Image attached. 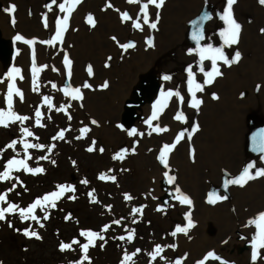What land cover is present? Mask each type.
Wrapping results in <instances>:
<instances>
[{
  "label": "rangeland",
  "instance_id": "rangeland-1",
  "mask_svg": "<svg viewBox=\"0 0 264 264\" xmlns=\"http://www.w3.org/2000/svg\"><path fill=\"white\" fill-rule=\"evenodd\" d=\"M63 3L65 0H56L55 4L52 0L0 1V15L8 18L5 25L9 29L7 37L0 35L5 45L0 55V110L8 109V85L12 83L8 73L16 67L23 79L17 76L15 85L23 99L13 94L12 111L28 117L0 126V173L13 158L24 160L31 169H44L33 174L21 168L20 176L13 169L10 179L0 180V194L11 197L10 193L28 192V197L21 193L19 198L23 195L25 199L17 207L21 233L18 225L13 224L14 231H10L8 222H0V263L89 264L82 256L71 261L74 255L61 251L60 245L76 244L81 251V245L88 243L81 232L91 231L112 242L120 240L123 247L119 259L126 264H264V249H258L257 259L252 260L258 229L250 223L264 213V177L242 187H225L227 180L238 178L250 164L254 165L250 169L253 175L264 168V152L251 155L247 149L249 132L264 125V4L237 0L232 15L241 30L238 42L228 45L222 35L227 23L221 18L227 0H165L159 8L149 4L148 24H144L141 12L147 0L139 4L81 0L69 16L62 42L48 44L56 34V21L68 15L60 11ZM13 5L14 13L4 11ZM125 12L131 19H122ZM89 15L94 25L87 22ZM136 22L142 30L133 26ZM151 23H156L155 29ZM18 34L35 44L16 41ZM129 43L135 46L122 47ZM209 46L220 48L229 60L239 52L240 59L230 65L217 60L222 74L211 84H204L206 73L212 71L213 53H205L206 58L201 60L200 49ZM65 56L71 61V75ZM34 65L40 69L36 85ZM165 76L170 79L165 80ZM190 81L203 85V91L196 92V99L201 101L198 109L191 106ZM86 83L90 87L85 88ZM76 88L81 99L65 95V91ZM168 92L179 95L169 98L158 119L152 120L157 102ZM60 108L65 110L58 111ZM180 113L183 120L175 118ZM157 126L167 131H154ZM24 128L33 135L25 136ZM85 128L88 131L82 132ZM133 129L136 134L129 135ZM61 131L63 138L59 137ZM180 133L184 136L176 143ZM14 140L15 147L8 148ZM25 142L43 147L25 150ZM174 143L165 167L158 157L164 145ZM238 143L241 155L230 167L210 154L211 148ZM118 154L124 158L114 159ZM207 166L216 172L210 173L204 168ZM188 168L194 170L197 183L185 181L183 172ZM62 171L66 173L63 176ZM54 174L59 179H50L56 177ZM101 175L105 179H100ZM168 176L175 177L173 183H168ZM85 180L87 183H82ZM28 181L33 188L26 190L31 186ZM59 186L75 191H65L55 200V207L42 201L32 211L36 219L21 217L20 209L26 210L37 199L59 192ZM181 193L191 199V205L179 202L176 197ZM126 195L132 199H126ZM213 195L227 199L211 203ZM15 198L19 203L18 196ZM207 206L210 213L203 212ZM137 208L142 211L134 212ZM220 209L223 214L215 212ZM189 214L194 226L187 233L176 232L178 226L187 227ZM203 215L209 220L206 227ZM61 218L67 219L66 223L74 218V226L64 224ZM30 222L34 227L29 233L36 232L40 239L22 234ZM212 227L218 229L217 233ZM210 252L220 259H206ZM103 255L106 257V252ZM126 256L131 259L126 260Z\"/></svg>",
  "mask_w": 264,
  "mask_h": 264
},
{
  "label": "snow or ice",
  "instance_id": "snow-or-ice-1",
  "mask_svg": "<svg viewBox=\"0 0 264 264\" xmlns=\"http://www.w3.org/2000/svg\"><path fill=\"white\" fill-rule=\"evenodd\" d=\"M81 2V0H65V3L60 4L59 8L60 11L62 12H67L68 15H66L62 20L58 19L56 21V34L55 36H53L49 41H47L46 43L48 44H54L56 41H61L63 40V33L67 30L68 27V19L69 16L71 15V12L73 11L74 5L75 4H79ZM129 3H134V4H139L141 3V0H128ZM165 0H147V3H143L142 7H141V12L144 13L143 16V22L144 24H148L149 23V18H148V6L149 4L155 5L157 8L163 6ZM237 2V0H227V8L225 9V12L223 14V16L221 17L226 23H227V28L225 29V31L222 33V35L224 36V42L225 44L231 45V44H236L238 42V38H239V33L241 30V26L240 24H238L236 22V20L233 18L232 15V6ZM259 2L261 4H264V0H259ZM52 3L55 4L56 0H52ZM66 4L68 5V7H66ZM111 6V5H109ZM49 10H51V5L48 6ZM5 12H11L14 13L15 12V5L11 6V8L8 9H4ZM159 14L157 13V16ZM207 18V17H206ZM122 19L123 20H129L131 19V17L128 15L127 12L123 13L122 15ZM13 25H15V19L14 17L12 18ZM87 22L89 24H93L95 23L93 17L91 15H89L87 17ZM45 26L47 27V20L45 19ZM135 28L137 29H141L142 30V26L139 22L134 23L133 25ZM150 27L155 29L156 28V23H151ZM264 31V30H262ZM195 39H199L200 37H194ZM113 39H115V37H113ZM16 41H22L25 44H35L34 40H28L25 39L22 35H17L15 37ZM149 45H152V41L149 40L148 41ZM135 45L132 43H129L127 45H122V47H124L125 49L127 48H132ZM211 52L213 53V55L210 57L212 60V71L206 73L207 79H205L204 84H211L213 82V80L215 79V77L220 76L222 73L220 72L219 68L216 66V61L217 60H223L225 64H232V63H236L239 61L240 59V53L236 52L234 59L229 60L223 53V51L220 48H215L213 49L211 46H209L208 48H201L200 49V54H201V60L205 59V53ZM33 59H34V53H33ZM64 62L67 65L68 69H69V75H71V61L68 59L67 56H65L64 58ZM40 69L36 68L35 65L33 66V83L34 85H36V75L39 73ZM201 71H203V69H201ZM88 72L89 74L92 73V68L91 66H89L88 68ZM190 75H191V70L189 69ZM8 76L11 78L12 83H10L8 85V109L7 111L4 110H0V126H4L7 127L9 125V123H13L16 121H24L27 120L28 117H24V116H20L17 115L16 113H14L12 111V97L13 94L15 93V95L19 96L21 99H23V94L20 92V90L16 87L15 85V79L17 76H19L21 79H23L22 76H20V69L13 67L9 73ZM165 80L170 79L169 76H165L164 77ZM190 84H192V87L189 89L192 93V103L191 106L193 108H199L201 101L199 99H196V92L198 91H203V85L201 84H197L194 81H190ZM53 87H55V85H53ZM85 88L90 87V85H88L87 83L84 85ZM104 87H107V84L104 85ZM34 90H36V87H34ZM65 95H70L72 96L73 99H81V93H80V89L76 88L73 91H65ZM173 95H179V93H173V92H168L166 94H164V97L161 101L157 102V105L155 106V111L153 112V116H152V120H156L158 119L159 113L161 111H163L164 107L167 106V100L169 98H171ZM181 99H183L181 97ZM45 102L47 103H51V101L45 97ZM58 111H64L65 109L60 108L57 109ZM41 114L39 112V110H37L36 112V116L39 117ZM177 120H183L184 116L182 113L178 114L175 117ZM37 123L39 124V120L37 121ZM95 123V122H93ZM149 124H151V120L148 121ZM198 127V126H197ZM197 127L193 128V132H195L197 130ZM156 132H161V131H167L166 128L161 129L159 126L155 127L153 129ZM88 129L85 128L82 130V132H87ZM23 133L25 136H32L33 133L28 129V128H24L23 129ZM136 134V130L133 129L131 132H129V135H135ZM64 132L61 131L59 133V137L63 138ZM189 134V138H190ZM184 133H180L177 138H176V143H179V141L183 138ZM79 138V137H78ZM17 141H12L9 145H7L8 148H14L16 145ZM176 143L172 144V145H164L160 155L158 157V159L165 165V167L168 166V155L169 153L176 147ZM33 147H43V145H33V144H28V143H24V148L25 150H27L28 148H33ZM51 149H49L50 151ZM92 149L90 148L89 151H91ZM103 149H101L102 151ZM262 150H264V148H262ZM31 157H29L30 159ZM124 155L123 154H118L117 156L114 157V159H123ZM41 159H47V157H41ZM254 165L250 164L248 165V167H246L243 171V173L236 179H230L227 180L225 182V187H227V185L229 184H235V185H240L241 187L244 186L245 184L248 183V181L256 179L257 177H264V168L261 169H257L255 174L253 175L250 171L251 168H253ZM23 168L24 170L31 172L33 174L36 173H41L44 171L43 168H36V169H31L28 167V165L26 164V162L24 160H18V159H10L7 161V164L5 166V171L0 173V180H8L11 178V173L13 171V169L15 170H19ZM165 175L167 176V173H165ZM100 179H105V177L103 175H101L99 177ZM112 179H115V177H112ZM175 180V177L172 176H168V183H173ZM82 183H87V180L82 181ZM59 192H53L51 194H47L45 195L42 200L41 199H37L35 201V203H33L31 206H29L28 209H20V215L23 219H28L29 215L32 213V211L38 206L41 205L42 201L43 203H51L52 207H55V200H58L65 191H75L74 188L72 187H65V186H59ZM8 191H12V189H9ZM176 191L179 193L180 189L177 188ZM89 195L91 196V193H89ZM74 198V197H71ZM179 202L181 204H187V205H191L192 201L191 199L184 194H180L179 196L176 197ZM126 199H132L131 196H127L126 195ZM221 199H227V197H221V196H216L213 195L210 197V202L211 203H216L217 200H221ZM7 200V193L4 194H0V201H6ZM17 205L15 204H8V206L6 208H0V220H4L5 217V213H12L15 212L17 210ZM134 212H141L142 209H134ZM32 219H36L35 216H31ZM45 219H47V216H45ZM114 223H119V221H115ZM251 224L256 225L257 229H258V233L253 241V253H252V260L255 261L257 259V256L259 255L258 253V249H264V213H260L258 215V217H256L255 219H253L252 221H250ZM194 224L191 220V216L189 214L188 216V225L187 227H177L176 228V232H183V233H187L188 229L193 227ZM108 226H105V231L107 230ZM176 232L173 233V235L176 234ZM25 235H30L32 237H35L37 239H40L41 237H39V235L36 232H31L29 233L27 230L25 231ZM82 236H86L88 237V243L87 244H83L81 245V248L83 250V252L85 253L84 255V260H88V256H87V252L90 246H95L94 242L97 238H99L100 240H103L104 237L102 235H100L99 233H95V232H91V231H82L81 232ZM120 239H124V237H120ZM128 239L131 240L132 239V235L130 234L128 236ZM73 243H79L78 241H73ZM71 245L69 244H64L62 243L60 245V250L63 251L65 249L70 248ZM139 251V249L137 250ZM161 251L160 247L157 246L156 248V253L159 254V252ZM155 258V257H153ZM207 258H214L219 260L220 257L216 256L214 253H208ZM125 259H131V257L126 256ZM78 264H83V261L78 262ZM177 264H180L179 261H177ZM200 264H203V261L200 262ZM224 264H227V262H224Z\"/></svg>",
  "mask_w": 264,
  "mask_h": 264
},
{
  "label": "trees",
  "instance_id": "trees-1",
  "mask_svg": "<svg viewBox=\"0 0 264 264\" xmlns=\"http://www.w3.org/2000/svg\"><path fill=\"white\" fill-rule=\"evenodd\" d=\"M17 173L20 176V171L17 170ZM63 174H66L65 171H62L61 172V176H63ZM54 175H56V177L55 178L51 177L50 179H54V180L55 179H59V177H58L57 174H54ZM30 183L31 182L28 181V184H30ZM29 188H33L32 185L30 187L27 186L26 187V190L29 189ZM31 191H33V189H31ZM21 193H24L26 195L25 197H28V192L27 191H22V192H19L18 194L10 193L11 197L7 196L8 199L6 201H3V202L0 201V208H6L8 206V204H15L17 206H21L22 205V200L25 199L23 195H22V197L19 198V196L21 195ZM29 194H30V192H29ZM15 196H18L19 203H16ZM9 199L11 201L10 203H9ZM50 205H51V203H50ZM28 208L29 207H27V209ZM18 210L19 209H17L15 212H12V213H7L6 212L5 213V217L6 218L4 220H0V222L1 221L8 222L11 225V227L9 229L10 231H14L13 224L18 225L19 228H17V231L21 233L20 225L18 224V223H21V221H20L21 219H20L19 215H16V214H18ZM56 212L59 213V208L56 210ZM31 216H34V213L33 212L30 214V217ZM66 220L67 219H65V221H63V218L60 219V221L63 222L64 224H71V225L74 226V223H75V219L74 218H71L70 222H67V223H66ZM27 225H28V227L26 226L25 229H24V231L22 232L23 235L25 234V231L26 230L28 232L29 231H32V229L34 227V223L33 222H30V224H27ZM82 226L84 228H86L84 225H82ZM0 228L2 229V225H0ZM94 230H96V228ZM5 233H6V231H5ZM22 234L19 235V236L22 237L23 236ZM103 237H104L103 240L98 239V241H96L94 243L95 246H90L89 247L88 252H87V255H89L90 256V259L95 262L94 264H117V263L119 264L120 261H117V257L119 256V253L122 250V247H123L122 242L120 240H117L115 242H112V241H110L108 239V237H106V236H103ZM13 248L14 247H12L11 249H13ZM65 250L67 252L70 251V253L74 255L73 258L71 259V261L76 256H82V257H84L83 255H85V253L83 252V250L80 251V249L78 248V246L76 244L73 247H70V248L65 249ZM104 252H107V254H108V257L107 258L103 255ZM111 253H114L115 257L111 256L110 255ZM89 264H91V263L89 262Z\"/></svg>",
  "mask_w": 264,
  "mask_h": 264
},
{
  "label": "bare ground",
  "instance_id": "bare-ground-1",
  "mask_svg": "<svg viewBox=\"0 0 264 264\" xmlns=\"http://www.w3.org/2000/svg\"><path fill=\"white\" fill-rule=\"evenodd\" d=\"M0 1H2V0H0ZM7 19H4L3 16L0 15V30H1V34L0 35H1L2 38L3 37H7L8 33H9V29L5 25V20H7ZM4 49H5V45L3 43V39H0V53H1L0 55H2L4 53ZM240 148H241V146H240L239 143L236 146H234V147L230 146V145H221V147L218 150H214V149L211 148L210 149V154H213L214 156L217 157V159L220 160V162H222V163L224 162L225 164L228 165V167H230V166H232V162L234 160H236L237 155H241ZM247 149H248L249 153L251 155H253L250 152L248 146H247ZM181 154L184 155V151L181 152ZM262 154L263 153L261 152V155ZM202 160H203V157L201 156L199 158V162L202 163ZM204 168H209V172L210 173H215L216 172V169L212 168V170H211L210 166H207V167H204ZM183 174H184L185 181L187 183L195 184V183L198 182V178H197L196 174L194 173L193 169L188 168V169L185 170V172H183ZM197 188L199 189V186ZM216 208H223V207L222 206H220V207H216L215 206L214 209H216ZM203 212L210 213L209 209H208V206H207V208H204ZM215 212L217 214H223V210H221V209L220 210H216ZM201 218L205 219V227H206L207 223H209V220L206 218L205 215L201 216ZM231 219L232 218H230V220ZM212 229L216 230L215 233H217V231H218L217 228L212 227Z\"/></svg>",
  "mask_w": 264,
  "mask_h": 264
},
{
  "label": "water",
  "instance_id": "water-1",
  "mask_svg": "<svg viewBox=\"0 0 264 264\" xmlns=\"http://www.w3.org/2000/svg\"><path fill=\"white\" fill-rule=\"evenodd\" d=\"M252 123L253 120H251ZM247 146L253 155L263 152L264 148V126L259 125L255 130H251L248 134Z\"/></svg>",
  "mask_w": 264,
  "mask_h": 264
}]
</instances>
